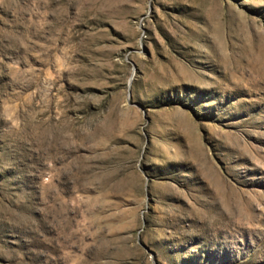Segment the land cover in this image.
<instances>
[{
	"label": "rangeland",
	"instance_id": "obj_1",
	"mask_svg": "<svg viewBox=\"0 0 264 264\" xmlns=\"http://www.w3.org/2000/svg\"><path fill=\"white\" fill-rule=\"evenodd\" d=\"M0 264H264V0H0Z\"/></svg>",
	"mask_w": 264,
	"mask_h": 264
}]
</instances>
